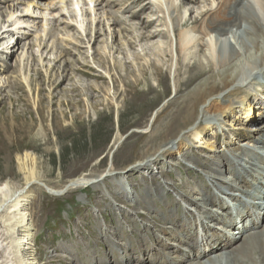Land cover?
<instances>
[{
	"label": "rangeland",
	"instance_id": "1",
	"mask_svg": "<svg viewBox=\"0 0 264 264\" xmlns=\"http://www.w3.org/2000/svg\"><path fill=\"white\" fill-rule=\"evenodd\" d=\"M18 1L0 0V27L13 30L6 34L9 37L4 44L0 41V50L4 46L9 48L0 51V183L9 179L17 188L23 185L24 175L18 170L17 157L25 152L34 156L38 178L54 188H61L76 177L100 176L95 181L97 187L90 184L61 196L48 194L40 186L33 187L34 197L27 211L34 223L32 244L38 263L90 264V260L105 259L109 264L110 258L117 259L116 264L118 260L125 264L137 260L138 264H151L152 260L167 259L164 251L177 245L181 238L200 239L203 233L212 239L215 228L222 240L229 236V231L221 229L223 221L214 220L225 207L219 209L210 203L226 195L217 191L223 187L220 180L210 178L209 166L217 157L225 163L229 160L219 178L234 180L247 159L253 158L254 165L247 166L246 172L232 183L235 190L238 186L242 190L232 192L235 197H229L233 199L241 194L245 199L244 185L248 180L262 181L264 133H258L256 128L264 116V93L256 98L261 108L255 121L249 122L245 114L233 109L235 113L221 117L220 126L204 124L207 127L200 142L191 145V141L178 137L165 156L153 155L162 139L152 140L167 129L171 115L179 110L175 99L185 92L182 84L188 77L184 63L197 59L206 65L209 54L205 47L195 43L183 61L175 45L176 32L193 30V24L184 27L183 22L192 15L201 23L204 11L215 9L220 0H198L180 11L173 10L172 4L179 6L181 0H146L151 9L142 15V20L152 21L154 29L165 35L142 42L131 38L144 33L141 21L134 17L139 10L129 9L131 0H126V4L125 0H113L119 3L114 7L106 0H32L34 4L29 9ZM250 1L254 8L247 9L248 14H259L264 23L258 7V2L264 0ZM33 9L38 11V17L18 22L26 18L21 15L24 10ZM9 12L13 14L11 18ZM111 15L120 21L115 23ZM65 22L76 28L65 27ZM96 32L99 34L94 41ZM191 33L196 40L199 38L196 32ZM113 40L120 44L126 57L111 48ZM129 40L135 43L134 48L127 45ZM96 49L106 53L108 63L98 60ZM22 52L23 60L19 63ZM113 58L136 71L158 63L166 75L168 90L159 96L163 86L148 68L142 82L131 87V94L126 83L133 78L125 75L124 65L115 69ZM85 62L104 79L75 71ZM60 71L70 73V78L65 82L62 79L55 88L52 82ZM72 84L82 89L81 97L66 91ZM90 86L99 87L102 92L91 90ZM165 108L168 114L163 122L154 124L157 114ZM208 126L212 131H208ZM137 156L146 157L145 165L134 163ZM256 162L261 166L257 167ZM247 191L255 192L250 188ZM207 193L212 194L213 200L204 203L202 198ZM234 203V207H242L231 201L230 208ZM224 213L229 218L228 212ZM208 226L210 230H204ZM201 244L180 243L178 255L202 250Z\"/></svg>",
	"mask_w": 264,
	"mask_h": 264
},
{
	"label": "bare ground",
	"instance_id": "2",
	"mask_svg": "<svg viewBox=\"0 0 264 264\" xmlns=\"http://www.w3.org/2000/svg\"><path fill=\"white\" fill-rule=\"evenodd\" d=\"M131 1L132 3L131 5L129 3V9L132 8V10H139H137L138 12L135 13L134 17L137 18V21H141V23L139 22L141 25L140 29L144 32L143 34L139 33L140 35L134 34L131 36V38L134 41L139 42L142 39L153 38L154 40H157V38L163 37L165 34L159 29H154V23L152 21L142 20V15L147 11H150L151 3L147 2L146 0ZM195 1L198 0H181L179 6L172 4V7L173 10L180 11L182 8H185L186 5H189L191 2ZM18 3L24 4L25 8L28 7V9L34 4L32 0H19ZM106 4H113V7L115 5H119L118 2H114L113 0H106ZM50 5L52 6L51 2ZM251 6L252 2L250 0H220L218 6H216L215 9L204 11L201 19L203 21L201 23H199L198 17H193L192 19V15L187 19L185 18L186 20L183 22L182 26L185 27L188 26V24H193L195 26L193 30H177L175 35V45H177L176 49L179 50V54L181 55L179 56L182 57L183 61L186 59L187 50L194 46L195 43H197L201 48L205 47L209 54L206 57V65L197 59L191 64L184 63V66L187 68L188 77L182 84L185 87L183 90L185 92L177 95L178 97L175 99V104L179 103V110L171 115L166 126L167 129L164 128L163 132H160L159 135L152 139H162L163 141L158 143L153 155L161 154L165 156L170 151V145L178 137L182 139V141H191V145L195 144V142H200L202 139H204V131L207 127L206 125L210 123H216L217 126H220V124H222L221 117L229 116L235 113L234 111L236 110L233 109H238L242 114H245L249 122L256 120L255 118L258 110L261 108V105L256 98L257 95L264 93V23L261 21L262 19L259 18V14L256 16H253L250 13L248 14L247 9H249ZM258 7L260 12L264 15V2L259 1ZM77 9H79V7ZM130 11L131 10H125V12L128 13ZM37 12L34 9L31 11L24 10L21 15L26 18L22 20H18L17 18L16 20H18L20 23L22 21L30 22L28 21L29 18L27 19V17H38ZM48 14L52 15V12H49ZM132 14H134V12ZM189 14H191V12ZM12 15L13 14L9 12L8 17H12ZM112 20L115 23L120 21L119 17L114 15ZM3 27L4 25L0 27V31H2L0 34V41L2 44H4V40L9 37L6 34L13 33V30H4ZM65 27L75 26L65 22ZM191 32H196L197 35L199 34V38L196 40V35L194 36ZM98 34L97 32L95 33L93 38L94 41L97 40ZM230 34L232 35L231 37ZM130 41L132 40H129L127 45L130 48H134L135 43H130ZM235 41L236 44L234 43ZM17 43H15V46H18ZM111 48L115 49V52H120L121 54L123 53V55L126 57V53L122 52L123 48L116 42V40H113ZM7 49H9L8 46H4V48L0 51L4 52L7 51ZM95 52L97 53L96 55L99 56L98 60L101 63H108V56L105 55V52L101 54V52L97 49ZM30 56H32V53ZM22 57L23 52L20 60H18L19 63L21 60H23ZM121 63L123 62L121 61ZM121 63L119 60L115 59L113 67L115 69H121L124 65L123 69L125 71V75L127 77L133 78L131 81L126 83L128 89L132 90L131 94H133V86L142 82L143 79L141 77L144 78V76L147 74L148 68H151L154 76L158 78L160 84L163 86V92H159V96L163 95L168 90L166 86V75L162 72V69L158 63L153 62L148 65V67L141 66L139 67L138 71L130 69V67L126 64L121 65ZM75 71L79 72L81 75H88L89 77L91 76L99 80L104 79L102 75L94 74V70L88 62L83 63V65L75 69ZM193 71H195V74H193ZM50 76H52V74ZM68 77L70 78V73H62L60 71L59 75L54 77L52 84L55 86V88H58L62 79H64L63 81L65 82ZM146 81L147 80H145V82ZM190 85L193 86L191 89L189 87ZM79 88L80 87L76 84H72V87L66 91L73 93L74 96L79 98L83 95L82 89ZM90 89H94L98 93L102 92V89L99 87L94 88V86H90ZM129 90L126 92H129ZM78 104H81L80 101H78ZM167 109L168 108H165L162 112H160V114H157L153 122L154 124L159 123V121L167 116ZM261 119L262 122L259 123L256 128L259 129L258 133H264V116L261 117ZM207 129L208 131H212L210 130V126H208ZM186 130H188V135L186 134ZM164 136L165 138H163ZM144 158L146 157H138L134 163L141 166L145 165ZM252 159L253 158L250 159V157L247 159L240 172H238L236 179L234 180L230 178H223L224 180H222L219 178L224 172V165L230 164L229 160H227L225 163L222 161V158L217 157L213 161L212 165L209 164L211 166L208 165L209 169L211 170L210 178L214 179L215 182L220 180L223 187V189L218 187L217 191L224 196L226 195V197L222 196L220 201L215 199L216 201H211L210 204L212 207L215 206L219 209L225 207L223 213L220 212L221 216L214 217V220L216 222L223 221V223L221 222L220 226L221 229L229 231V236H227L228 238L225 237L227 240L225 238H223V240L221 239L222 236L216 230V228L214 229L215 233H213L212 239H208V237L203 233L200 236V239L198 236L188 239V241H184V239L181 238L178 240L177 245L166 248L164 254L166 255L165 257H167V259L161 258L160 261L152 260L151 264H264V174L261 172L262 181L253 178V181L256 182V185H253L255 182H250V180H248L247 183L245 182L244 189L250 188L251 190L253 189V191H255L254 193H248L249 191L246 189V192H244L245 200L238 196L233 199L235 196L232 194L234 191H242L240 186H238L237 190H235V186H233L232 183H236L237 179L241 177L244 172H246L247 166L254 165ZM258 162L255 163L257 167L261 166L258 165L260 164ZM17 164L18 170L24 175L23 185L20 188H17L15 187L16 185H13L12 180L9 179L0 183V264H39L32 244V240L35 236V234L32 233L35 230L34 223L30 213L27 211L28 205L34 197L33 187L40 186L45 189L48 194L53 196H61L63 195L64 190L67 192L79 190L87 187L88 184H95V181H97L100 176L88 178L76 177L70 179L68 183L61 188H54L43 183V181L38 178L35 160L32 153L25 152L22 156H18ZM256 170L258 171L259 169ZM238 181L241 182L240 180ZM215 182H213V186L216 185ZM94 187H97V185L95 184ZM230 195L233 196V198L229 197ZM224 198H228L230 201L237 202V204L242 207H237V205L234 207L236 204L234 203L230 208V204H228V202H224ZM210 199H212V194L208 195V193L206 194V197L202 198L204 203ZM224 212H228L229 218L224 217ZM249 220H252V222H247ZM204 230L209 231L210 227L208 226ZM230 235L233 236L231 237ZM220 240L222 242L225 241V243H222ZM180 243L193 246H198L200 243H202L201 245L204 246V248L202 250H197V252L187 251L185 255H178V252H180ZM108 260L109 264H116L117 261V259L112 260L110 258ZM118 261L119 264H125L124 261ZM130 261H132L131 256ZM89 263L107 264L105 259H102L100 262H98L96 259L93 261L90 260ZM138 263H140L139 260L135 261L133 264ZM126 264L130 263L126 262Z\"/></svg>",
	"mask_w": 264,
	"mask_h": 264
},
{
	"label": "water",
	"instance_id": "3",
	"mask_svg": "<svg viewBox=\"0 0 264 264\" xmlns=\"http://www.w3.org/2000/svg\"><path fill=\"white\" fill-rule=\"evenodd\" d=\"M88 185H90V184H88ZM68 187H70V186H68ZM65 193H67V191L64 190V191H63V194H65Z\"/></svg>",
	"mask_w": 264,
	"mask_h": 264
}]
</instances>
